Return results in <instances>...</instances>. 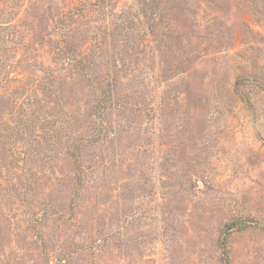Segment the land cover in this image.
Instances as JSON below:
<instances>
[{"label": "rangeland", "instance_id": "obj_1", "mask_svg": "<svg viewBox=\"0 0 264 264\" xmlns=\"http://www.w3.org/2000/svg\"><path fill=\"white\" fill-rule=\"evenodd\" d=\"M0 264H264V0H0Z\"/></svg>", "mask_w": 264, "mask_h": 264}, {"label": "trees", "instance_id": "obj_2", "mask_svg": "<svg viewBox=\"0 0 264 264\" xmlns=\"http://www.w3.org/2000/svg\"><path fill=\"white\" fill-rule=\"evenodd\" d=\"M30 102V101H29ZM57 120L53 121L54 123L56 122Z\"/></svg>", "mask_w": 264, "mask_h": 264}]
</instances>
